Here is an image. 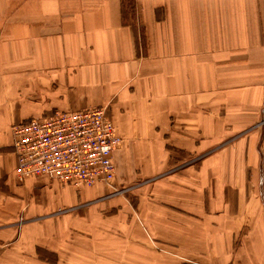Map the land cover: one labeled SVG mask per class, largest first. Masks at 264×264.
Returning <instances> with one entry per match:
<instances>
[{
    "label": "crops",
    "instance_id": "obj_1",
    "mask_svg": "<svg viewBox=\"0 0 264 264\" xmlns=\"http://www.w3.org/2000/svg\"><path fill=\"white\" fill-rule=\"evenodd\" d=\"M17 4L0 0V197L56 209L147 176L189 183L183 211L214 235L204 264H264V0ZM100 105L122 138L109 184L18 177L14 125ZM228 134L240 136L204 156ZM167 145L199 167L168 174Z\"/></svg>",
    "mask_w": 264,
    "mask_h": 264
},
{
    "label": "rangeland",
    "instance_id": "obj_2",
    "mask_svg": "<svg viewBox=\"0 0 264 264\" xmlns=\"http://www.w3.org/2000/svg\"><path fill=\"white\" fill-rule=\"evenodd\" d=\"M18 2L12 13L21 12L23 5ZM129 8L137 12L133 4ZM97 107L108 106L93 108ZM45 117L50 116L41 118ZM261 122L264 125V119ZM259 135L264 140V128ZM238 136L228 134L204 156L232 145ZM167 150L168 174H183L189 165L198 168L202 161L201 155L174 145H167ZM155 180L156 176H147L117 182L104 196L56 209L42 208L38 199L31 208L28 202L23 205L4 194L5 198L0 197V264H204L203 256L215 247L214 235L199 228L203 220L191 222L198 219L183 211L190 200L186 196L189 183ZM1 190L5 192V187L0 189L3 194ZM211 200L206 196L203 213L210 218L214 216L209 213Z\"/></svg>",
    "mask_w": 264,
    "mask_h": 264
},
{
    "label": "built area",
    "instance_id": "obj_3",
    "mask_svg": "<svg viewBox=\"0 0 264 264\" xmlns=\"http://www.w3.org/2000/svg\"><path fill=\"white\" fill-rule=\"evenodd\" d=\"M12 134L21 179L45 177L82 188L113 178L112 153L121 138L103 107L31 119L14 125Z\"/></svg>",
    "mask_w": 264,
    "mask_h": 264
},
{
    "label": "bare ground",
    "instance_id": "obj_4",
    "mask_svg": "<svg viewBox=\"0 0 264 264\" xmlns=\"http://www.w3.org/2000/svg\"><path fill=\"white\" fill-rule=\"evenodd\" d=\"M120 143H121V142H120ZM120 143H119V144H120ZM113 152H114V151H113ZM112 156H113V153H112ZM16 162H17V161H16ZM114 170H115V168H114ZM113 178H114V172H113ZM113 178H112V180H113ZM112 180H111V181H112ZM111 181H110V182H111ZM57 182H58V181H57ZM96 184H103V183H96ZM96 184H93V185H96ZM62 185H63V184H62ZM67 186H69V185H67ZM91 186H92V185H91ZM75 188H77V187H75ZM77 189H78V188H77Z\"/></svg>",
    "mask_w": 264,
    "mask_h": 264
}]
</instances>
